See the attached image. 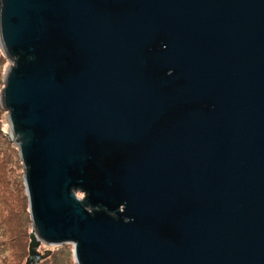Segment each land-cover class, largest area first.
<instances>
[{
  "label": "water",
  "instance_id": "obj_1",
  "mask_svg": "<svg viewBox=\"0 0 264 264\" xmlns=\"http://www.w3.org/2000/svg\"><path fill=\"white\" fill-rule=\"evenodd\" d=\"M1 54L30 249L264 264V0H0Z\"/></svg>",
  "mask_w": 264,
  "mask_h": 264
},
{
  "label": "rangeland",
  "instance_id": "obj_2",
  "mask_svg": "<svg viewBox=\"0 0 264 264\" xmlns=\"http://www.w3.org/2000/svg\"><path fill=\"white\" fill-rule=\"evenodd\" d=\"M6 57L0 56V94ZM7 112L0 102V264H76L73 245L38 243L30 249L32 223L16 146L8 138Z\"/></svg>",
  "mask_w": 264,
  "mask_h": 264
},
{
  "label": "trees",
  "instance_id": "obj_3",
  "mask_svg": "<svg viewBox=\"0 0 264 264\" xmlns=\"http://www.w3.org/2000/svg\"><path fill=\"white\" fill-rule=\"evenodd\" d=\"M29 240H30V237H29Z\"/></svg>",
  "mask_w": 264,
  "mask_h": 264
}]
</instances>
